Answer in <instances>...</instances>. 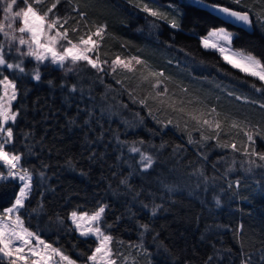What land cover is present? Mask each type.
<instances>
[{"label": "trees", "instance_id": "16d2710c", "mask_svg": "<svg viewBox=\"0 0 264 264\" xmlns=\"http://www.w3.org/2000/svg\"><path fill=\"white\" fill-rule=\"evenodd\" d=\"M159 1L154 7L168 12L170 18L176 13L168 6L177 4L183 13L181 29H172L163 21H158L159 27L152 29L153 18H146L145 13L127 0H73L79 11L87 12L89 25L107 23L108 35L100 48L102 60L110 62L116 54L121 57L140 55L153 69L163 70L171 77L165 81L170 92L193 100L195 106L201 103L216 106L222 114L221 120L224 114H229L264 129V110L258 104L237 100L213 87L218 81L231 83L241 94L259 99L262 94L251 87L253 83L259 86V81L232 68L215 50L203 48L199 39L212 27L224 26L235 33V48L251 51L264 59V27L255 17L251 32L225 24L206 9L188 6L192 0ZM244 2L249 4L252 0ZM22 6L20 3L14 10ZM150 6L153 7L152 3ZM41 7H47V3ZM55 11L75 18L70 20L69 28L79 20L66 2ZM79 34L70 33L74 42ZM7 58L9 62H16L15 54ZM36 66L32 58H25L28 74L0 69L15 80L18 97L12 107L21 109L13 126L14 144L8 150L26 153L21 163L34 171L33 192L19 212L30 231L61 248L77 260V264H83L97 241L93 237H81L74 230L69 214L73 210L92 212L99 203H104L110 207L101 226L113 225L107 232L124 242L122 245L114 243L113 248L125 255L130 251L139 264H203L209 255H214L213 264H240L241 250L250 255L253 264H264L261 260L264 255V176L260 169L245 173L239 167V161L244 159L242 154L214 148L215 141L199 147L189 144L187 131L182 130L183 122L179 127L175 123L166 124V119L174 118L175 114L156 111L157 105L151 100L148 103L153 115H149L148 108L138 101L148 95L150 85L140 83L138 73L133 75L120 70L114 75L97 73L83 62L76 70L66 72L45 63L40 65L42 78L36 81L30 74ZM116 80H121L122 84H117ZM73 84L77 86L76 91H71ZM179 87H186L188 92L180 93ZM72 119L75 123L70 124ZM157 119L164 123H157ZM224 128L229 134H222L220 139L234 140L241 146L245 141L243 133L237 135L228 128L227 122ZM21 130L30 132L31 136L25 138ZM192 136L200 139L198 132H193ZM141 140L144 144L135 146L154 158L153 166L147 170L141 167L139 154L129 151L132 142ZM255 146L258 151H264V140L257 138ZM200 152L208 157L203 167L209 177L223 172L220 165L218 170L212 168V161L218 156H235L236 171L229 174V179L240 178V186L233 185L229 189L227 182L221 180L205 185L194 173L202 164ZM69 158L72 165L67 163ZM40 171L46 175L42 181L36 175ZM121 179H127L131 188L121 184ZM197 184L200 187H196ZM164 185H175V190L169 192ZM18 191V181H0V213L14 203ZM137 192L140 195L133 200ZM215 197L221 200L219 206ZM141 201L149 207L145 209ZM153 203L162 205L155 216L151 212ZM34 208L38 211L33 212ZM118 216L120 220H116ZM57 217L62 218L63 223ZM143 223L149 224V230L140 227ZM240 225L243 227L237 235ZM141 240L147 254L128 246V242L138 244ZM0 264L8 262L4 260Z\"/></svg>", "mask_w": 264, "mask_h": 264}, {"label": "snow or ice", "instance_id": "6c2138e0", "mask_svg": "<svg viewBox=\"0 0 264 264\" xmlns=\"http://www.w3.org/2000/svg\"><path fill=\"white\" fill-rule=\"evenodd\" d=\"M62 2L68 3L72 11H75L79 16V20H76L71 28L67 25L70 20L75 18L67 13L61 16L55 11ZM20 3L23 6L14 10V6H18ZM46 3L47 7L42 8L41 6ZM127 3L145 13L146 18H153L150 21L152 29L159 27L158 21L169 24L172 29H181L180 19H182L183 13L175 4L168 6L176 13L170 18L168 12L161 11L159 7H152L143 0H127ZM152 3H156V0H152ZM188 6L210 9L211 12L220 14L225 24L239 23L251 26L254 22L253 17H255L256 22L264 27V0H252L249 4H246L244 0H222V2L214 3H208L207 0H192ZM0 7L3 11V18L0 19V37H2L0 38V69L28 74L29 70L24 67V60L27 57L32 58L37 64L30 70L31 78L36 81L41 80L40 65H44L46 62L58 66L66 72L76 70L83 62L85 66L94 69L97 73L114 75L118 70L133 75L138 73L140 83L150 85L151 90L148 95L138 101L139 104L148 108L149 115H153V109L148 103L151 100L157 105L156 111L175 114L174 118L166 119V124L175 123L179 127L181 121L183 122L182 130L187 131L189 144L199 147L205 142L215 141L212 146L214 148L231 149L233 153L242 154L244 159L239 161V167L245 173L252 174L260 169L264 176V151H258L255 146L257 138L264 140V129H261L259 125H251L247 119L241 120L231 117L229 114H224V119L221 120L222 114L216 106L208 107L202 103L200 106H195L193 100H185L182 96H177L175 92H170L165 81L171 80V77L167 76L163 70L153 69L148 61L142 59L140 55L122 58L120 54H116L110 62L106 59L102 60L100 48L108 35L107 23L92 22L89 25L87 12L79 11L78 5L73 0H50V2L48 0H0ZM17 22L19 27L16 26ZM78 32L80 34L75 37L74 42L70 33ZM234 36L235 33L227 27L219 26L212 27L206 36L199 39L203 48L215 50L232 68L238 69L246 77H252L259 81V86L256 83L251 85L255 92L262 94L259 99H250L244 94L236 96L235 93H229V95L235 96L237 100L248 101L252 105L258 104L260 109L264 110V59L251 51L235 48L233 46ZM25 48L26 50H24ZM10 54H15L16 62H9L7 57ZM93 54L95 58H93ZM0 77H2L0 78V87H2V93H0V168L4 169L0 171V181H19V191L15 196L14 203L0 214V261L7 260L8 264H77V260L65 254L61 248L47 243L36 232L25 227L24 220L19 215L20 210L25 207L26 200L33 192L34 171L29 167H24L21 163L26 153L8 150L9 146L14 144L13 126L21 114V109L13 110L12 107L18 97L15 80L4 75L3 71H0ZM116 83L122 84V81L116 80ZM161 85H163V90H159ZM76 89L77 86L73 84L71 91H76ZM178 90L180 93L188 92L186 87H179ZM129 95L135 100L131 92ZM225 122L228 123L229 129L236 131L237 135L243 133L245 141L241 142V146L238 147L234 140L224 142L220 139L222 134H229L224 128ZM69 123H75V119L70 120ZM157 123H164V121L157 119ZM21 132L25 138L31 136L30 132H23V130ZM193 132L199 133V140L193 138ZM137 143L144 144V141L132 142L129 151L139 154V163L143 169L147 170L153 166L154 158L146 151H142L140 147L135 146ZM30 153L31 149L28 150V154ZM200 155L203 157L202 164L199 169L194 170V173L202 178L205 185L221 180L227 182L229 189L233 185L240 186V178H236L234 181L229 179V174L236 171L237 159L235 156H218L215 161H212V168L214 171L218 170L217 166L220 165L223 167V172L220 176L209 177L205 175L203 167L208 157L204 152H200ZM67 163L72 165L71 158ZM43 167L47 168V165H43ZM36 175L40 181L46 179L44 171H40ZM120 183L131 188L127 179H121ZM164 186L169 192L175 190V185ZM196 187H200V184H197ZM139 195V192L135 193L133 200H136ZM141 203L145 209L149 207L148 204L142 201ZM215 203L217 206L220 205L219 197H215ZM109 207L108 204L99 203L91 213L73 210L69 214L74 230L81 237H93L97 241L96 247L91 250L90 255L86 256L83 264H129L130 261L131 264H139L130 251L128 255H125L119 249L113 248L114 243L121 245L124 243L107 232L106 229L113 225L101 226L105 224L104 216ZM161 207L162 205L153 203L152 215L155 216ZM32 211L36 212L38 209L34 208ZM129 211L131 210L129 209ZM120 218L118 216L116 220H120ZM57 219L63 223L62 218L57 217ZM140 227L145 231L150 228L147 223L140 224ZM242 227L243 225L238 226L237 235ZM143 234V232L140 233L141 237ZM128 246L130 249L142 250L145 254L148 252L142 240L138 244L128 242ZM239 257L240 264H253L250 255L243 250L239 253ZM261 260L264 261V255L261 256ZM213 261L214 255H209L203 264H213Z\"/></svg>", "mask_w": 264, "mask_h": 264}, {"label": "rangeland", "instance_id": "374dc122", "mask_svg": "<svg viewBox=\"0 0 264 264\" xmlns=\"http://www.w3.org/2000/svg\"><path fill=\"white\" fill-rule=\"evenodd\" d=\"M143 2H145V3H152V0H143ZM160 4V1L159 0H156V3H152V5H153V7L155 6V5H159ZM172 4H175V5H177L176 3H172ZM3 18V11H2V9H1V7H0V19H2ZM16 26L17 27H19V23L17 22V24H16ZM207 35V34H206ZM206 35H204V36H206ZM203 37V36H202ZM24 50H26V48L24 49ZM27 58V57H26ZM93 58H95L94 57V55H93ZM122 58H126V57H122ZM47 63V62H46ZM50 64V63H49ZM58 67V66H57ZM1 78V77H0ZM213 87L215 88V89H217V90H219V91H224V92H226L227 94H228V96H230L229 95V93H235L236 94V96H238V95H241V91L237 88V87H235L233 84H226V83H223V82H219L218 81V83L216 84L215 82L213 83ZM161 88H163V85H161ZM0 93H2V87H1V91H0ZM235 97V96H234ZM4 170V169H3ZM0 171H2V169H0ZM19 182V181H18ZM11 206V205H10ZM9 206V207H10ZM8 208V207H7ZM89 213H91V212H89ZM0 214H2V213H0ZM20 215V214H19ZM22 218V217H21ZM23 219V218H22ZM25 227H26V225H25ZM41 239H43L42 237H41ZM44 240V239H43ZM45 241V240H44ZM34 243H35V241H33ZM47 242V241H46ZM48 243V242H47Z\"/></svg>", "mask_w": 264, "mask_h": 264}, {"label": "water", "instance_id": "95a60500", "mask_svg": "<svg viewBox=\"0 0 264 264\" xmlns=\"http://www.w3.org/2000/svg\"><path fill=\"white\" fill-rule=\"evenodd\" d=\"M207 2H208V1H207ZM208 3H212V2H208ZM206 10H208L210 13H212L213 15H215V16H217V17H219L220 19L223 20V17H222L220 14L213 13V12H211L210 9H206ZM228 24H231V25H234V26H237V27H241V28H243L244 30L249 31V32H251V31L253 30V25H251V26H245V25H243V24H239V23H237V24L228 23Z\"/></svg>", "mask_w": 264, "mask_h": 264}]
</instances>
